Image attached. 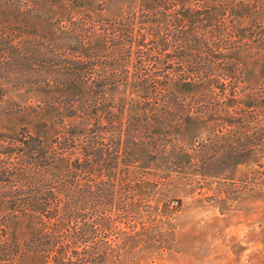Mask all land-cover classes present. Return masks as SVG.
Here are the masks:
<instances>
[{
    "label": "trees",
    "instance_id": "trees-1",
    "mask_svg": "<svg viewBox=\"0 0 264 264\" xmlns=\"http://www.w3.org/2000/svg\"><path fill=\"white\" fill-rule=\"evenodd\" d=\"M5 119L0 264L151 256L171 181L264 192V0H0Z\"/></svg>",
    "mask_w": 264,
    "mask_h": 264
},
{
    "label": "rangeland",
    "instance_id": "rangeland-1",
    "mask_svg": "<svg viewBox=\"0 0 264 264\" xmlns=\"http://www.w3.org/2000/svg\"><path fill=\"white\" fill-rule=\"evenodd\" d=\"M221 176L167 184L165 195L180 204L171 202L163 217L162 248L154 242V254L140 253L130 264H264V192L238 193Z\"/></svg>",
    "mask_w": 264,
    "mask_h": 264
}]
</instances>
